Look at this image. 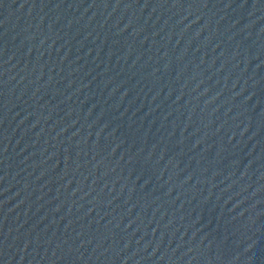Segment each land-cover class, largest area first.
<instances>
[{
  "label": "water",
  "instance_id": "95a60500",
  "mask_svg": "<svg viewBox=\"0 0 264 264\" xmlns=\"http://www.w3.org/2000/svg\"><path fill=\"white\" fill-rule=\"evenodd\" d=\"M0 264H264V0H0Z\"/></svg>",
  "mask_w": 264,
  "mask_h": 264
}]
</instances>
